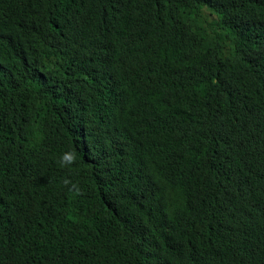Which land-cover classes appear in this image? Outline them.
I'll return each mask as SVG.
<instances>
[{
  "label": "trees",
  "instance_id": "1",
  "mask_svg": "<svg viewBox=\"0 0 264 264\" xmlns=\"http://www.w3.org/2000/svg\"><path fill=\"white\" fill-rule=\"evenodd\" d=\"M0 264H264V0H0Z\"/></svg>",
  "mask_w": 264,
  "mask_h": 264
},
{
  "label": "clouds",
  "instance_id": "2",
  "mask_svg": "<svg viewBox=\"0 0 264 264\" xmlns=\"http://www.w3.org/2000/svg\"><path fill=\"white\" fill-rule=\"evenodd\" d=\"M76 160V156L74 153H65L62 157H61V163L62 165H71L75 162ZM68 181H65V184H67ZM77 191H79L77 189Z\"/></svg>",
  "mask_w": 264,
  "mask_h": 264
},
{
  "label": "rangeland",
  "instance_id": "3",
  "mask_svg": "<svg viewBox=\"0 0 264 264\" xmlns=\"http://www.w3.org/2000/svg\"><path fill=\"white\" fill-rule=\"evenodd\" d=\"M206 18H208L207 23H209L210 27L218 33H222V31L218 28V18L215 15L210 14L209 12L206 13Z\"/></svg>",
  "mask_w": 264,
  "mask_h": 264
}]
</instances>
